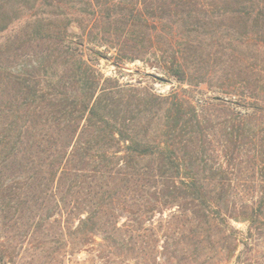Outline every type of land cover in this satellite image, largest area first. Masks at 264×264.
Masks as SVG:
<instances>
[{
    "label": "trees",
    "instance_id": "1",
    "mask_svg": "<svg viewBox=\"0 0 264 264\" xmlns=\"http://www.w3.org/2000/svg\"><path fill=\"white\" fill-rule=\"evenodd\" d=\"M20 22L0 45V264L68 236L133 264L264 244V0H0V34ZM99 59L149 63L181 92Z\"/></svg>",
    "mask_w": 264,
    "mask_h": 264
},
{
    "label": "rangeland",
    "instance_id": "2",
    "mask_svg": "<svg viewBox=\"0 0 264 264\" xmlns=\"http://www.w3.org/2000/svg\"><path fill=\"white\" fill-rule=\"evenodd\" d=\"M23 20H25L23 18ZM25 23H16L13 24L9 30L3 34H0V45L4 43L9 36H11L16 31H20ZM96 67L99 69L106 77H119L123 83H142L143 86L152 87L155 92L160 94H167L173 90L181 92L182 86L176 80H167L164 78V75L159 70L158 67L153 66L149 63L137 60L132 63L124 65L122 68L115 66L112 62H109L104 59H99L96 62ZM184 88H188L184 86ZM191 90V89H190ZM211 93L208 90L207 86H202L200 88L192 89L191 96L195 98H203L210 96ZM78 220L74 221V225L78 226ZM49 233H52V236H57L59 228H56L59 225L56 222H53ZM146 224L145 226H147ZM234 228L240 231L238 238L244 240L245 236L243 233L246 231L247 226L245 224L232 223ZM52 231V232H51ZM51 236H45L40 240H35L34 238L25 239L24 243L28 248H34L33 245L44 244L49 242ZM62 240L68 241L65 246L60 247V249L54 251L52 256H46V252L43 251L45 246H41L38 251L32 249L31 252H28L24 255L23 260L20 262H26L24 264H133L132 262L119 263L112 259V255L109 254L110 248L109 242H105L103 237L95 236L92 237L90 242L85 245H79V241L75 238L68 236L66 239ZM21 239H18L17 242H20ZM53 244V245H51ZM54 246V242H49V247ZM25 247V248H26ZM54 248V247H53ZM43 252H42V251ZM42 253H41V252ZM241 256V258H238ZM215 264H264V244L257 247L254 250H246L243 245H240L238 251L235 254H232L229 258L215 259Z\"/></svg>",
    "mask_w": 264,
    "mask_h": 264
}]
</instances>
